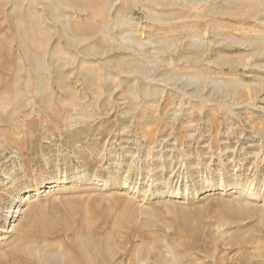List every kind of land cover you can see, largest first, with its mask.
I'll return each mask as SVG.
<instances>
[{
	"label": "rangeland",
	"instance_id": "obj_1",
	"mask_svg": "<svg viewBox=\"0 0 264 264\" xmlns=\"http://www.w3.org/2000/svg\"><path fill=\"white\" fill-rule=\"evenodd\" d=\"M106 1L118 28L107 4L0 0V257L31 216L70 224L39 244L60 258L83 225L123 264H153L158 245L169 264L231 259L224 209L264 208V0ZM179 222L200 225V247L176 246Z\"/></svg>",
	"mask_w": 264,
	"mask_h": 264
},
{
	"label": "bare ground",
	"instance_id": "obj_2",
	"mask_svg": "<svg viewBox=\"0 0 264 264\" xmlns=\"http://www.w3.org/2000/svg\"><path fill=\"white\" fill-rule=\"evenodd\" d=\"M89 2H91V5L87 8V10L90 11L91 16L95 12V10H97L99 12L104 10L106 4L108 6V9L111 7L107 14L110 17V21L115 23L114 27L118 28V26H119L118 25V16L115 15L117 10H115L116 8L114 9V6H113L114 4L108 5L106 0H89ZM120 20H124V18L122 17ZM126 22L130 23V24L132 23L130 21L129 22L126 21ZM91 30H94L96 34L101 35L100 39H101L102 43H104L105 45L114 42L113 38L111 39L112 42L106 39V37H107L106 31L109 33L111 31V29H109L104 24V21L101 20L100 22H97L96 28L91 27ZM132 36L133 35L130 33L122 34V36L120 37V40H115L116 42L114 44L122 45V46L125 44H129L130 39H133ZM1 47H0V53H1V55H3V53L1 52V49H2ZM4 49L6 50V48H3V50ZM84 54H88V52L86 50H84ZM25 55L29 58V55L27 54V52H25ZM95 55H96V53H95ZM4 56L5 57L2 59L11 58V54L9 53V49L6 50V52L4 53ZM253 190H254V188L250 187L249 190H247L246 194L249 192V195H251L253 198H258V196H259L258 190H256V191H253ZM242 194H243V192H242ZM90 206H89V208H90ZM91 208L93 211L96 210V207H91ZM225 209H224L225 216L222 217V219L220 221L225 225H227V223L228 224H232V223L236 224L237 223V225H238V228L236 229L234 235L229 239L227 238L228 239L227 244L229 246L238 247L239 251L237 252L236 256L231 258V259H226L223 262L221 260H217L218 264H264V208H261L260 210L257 208V212H256L257 215L255 216L251 212V210L248 209V203L246 204L244 202L237 200V201H235L233 206L230 205L229 208H227L226 210ZM73 211H74V209H73ZM131 211H132V209H131ZM83 212L84 211L81 212L82 215L87 213V212L86 213L85 212L83 213ZM91 213H92V211H91ZM105 213H107V211ZM67 214L68 213L66 212V215ZM129 214L130 215H127L128 216L127 219L132 221V219H133L132 213L130 212ZM184 215H186V214H184ZM36 216L40 217V215H36ZM123 216L124 215H122L120 218H122ZM87 217H89V215ZM87 217L85 216L84 218L87 219ZM92 217H95V216L92 215ZM104 217H105V215H104ZM178 217H180V215ZM183 217L185 218V216H183ZM183 217H182V219H183ZM123 218H125V217H123ZM69 219L70 218L68 217V220ZM86 219H84L83 222L87 223ZM179 219L181 220V218H179ZM245 219H248L249 224H248V222L246 223L248 225L242 224V222ZM49 220L47 218H45V219L39 218L38 219L36 217L33 218L30 216L29 219H27V221H26V225H25L26 227L24 228L25 233L20 234L17 237V239H15L16 241L13 244L11 250L9 251V254L6 257H3V256L0 257V264H123V261L115 262L114 257H115V254L117 253V251L119 249L114 247V245L112 243L113 235L112 234L109 235V233H108V235L106 234V236H104L102 238H100L98 236L93 237V235H92L93 238H91L90 235L82 233V231H81L83 228L82 221H80L82 228H80L81 225L79 227L81 229L80 230L81 232L79 230H78V232H76L77 230H73L75 234H72L71 236H69L68 240L66 242L62 243V250H63V256H61L62 258H60L56 254V250L51 251L48 249L51 246V244H46V246H45V244H43L39 247L40 242L44 241L48 237L54 236L55 234L60 235V234H63L65 232L66 233L64 235L68 236L71 233L72 227L70 226V224L68 225L67 223L65 224V222L60 223L56 220H51V221H49ZM101 220H102V218H101ZM91 221H92V219H91ZM102 221H105V219ZM182 221H184V220H182ZM93 222L95 223L94 220H93ZM179 223H181V222H179ZM90 224H92V223H90ZM181 224L183 226L182 227L183 232L189 241L185 242L184 244H181V246H180V244L176 245V246L181 247V248L182 247L183 248L200 247V245H201L200 240L202 237V233H201L200 228H199L200 225L198 226V224H196L197 225L196 226V225L190 224L188 222L187 223L183 222ZM85 225H87V224H85ZM94 225H96V224H94ZM97 226L101 227V225H97ZM145 226H147V223L145 224ZM142 227L143 226L133 227V229H134V231L136 229L138 231H141V233L143 232L142 234H144V236L145 235L149 236L150 234L148 233V231H147V233L144 232L142 230L143 229ZM145 228L146 227H144V229ZM13 229H14L13 227H10L9 232L13 231ZM89 229L91 230V227ZM92 229H95V227H93ZM97 229H96V231H97ZM100 229H102V228H99V231H100ZM247 229H251V231H256V232L255 233H247V234L242 235V233H244V231ZM67 232H69V233L67 234ZM88 232H90V231L88 230ZM138 233H140V232H138ZM150 236H152V235H150ZM211 238H213V237H211ZM261 238L263 239V241H259V239H261ZM145 239L146 238L144 237L143 238L144 242H145ZM154 242H156V240ZM259 244H262V245H259ZM257 245H259V246H257ZM35 246H37V248L42 249L41 250L42 253L39 252L37 254L35 252V249H36V248H34ZM43 246H44V250H43ZM156 251H155L156 252L155 253L156 258L153 261V264L154 263L155 264H169L165 255L162 254L161 247H159V245H158V249ZM132 259H133V257H132ZM135 259H133L134 261H132L130 263L128 261L124 264H137L135 262ZM187 260H188V262L186 264H195V261L193 263L192 259H187ZM207 263H208V261H207ZM207 263H205V264H207ZM209 263L211 264V262H209Z\"/></svg>",
	"mask_w": 264,
	"mask_h": 264
}]
</instances>
